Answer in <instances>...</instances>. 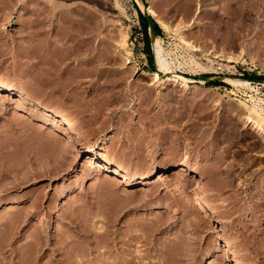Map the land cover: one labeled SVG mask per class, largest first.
Wrapping results in <instances>:
<instances>
[{"label": "rangeland", "instance_id": "obj_1", "mask_svg": "<svg viewBox=\"0 0 264 264\" xmlns=\"http://www.w3.org/2000/svg\"><path fill=\"white\" fill-rule=\"evenodd\" d=\"M150 1L172 27L196 20L183 36L207 68L189 86L152 74L137 0H0V82L13 87L0 89V264H264V132L247 122L264 81L246 78L264 77V0ZM158 24L165 47L189 56ZM107 48L126 65L117 75ZM218 65L259 90L216 78ZM37 102L72 117L81 141ZM90 153L150 182L85 167Z\"/></svg>", "mask_w": 264, "mask_h": 264}, {"label": "bare ground", "instance_id": "obj_2", "mask_svg": "<svg viewBox=\"0 0 264 264\" xmlns=\"http://www.w3.org/2000/svg\"><path fill=\"white\" fill-rule=\"evenodd\" d=\"M150 1V0H149ZM137 2L139 3V5H140V7L142 8V9H144L145 7H147V9H148V12L152 15V17H154L155 19H156V21L158 22V23H160V25L162 26V28L166 31V32H168V33H172V34H176V35H179L178 37H179V39H180V44L189 52V56H186V55H184V54H179V53H177L175 50H173V51H175V52H172V51H170V49L168 50L166 47H165V45H164V42H163V38L161 37V36H156V38H155V40L153 41V44H152V46L155 44V48H156V61H157V65H158V70L157 71H154V72H152V74L154 75V77L155 78H161L162 76H161V74L163 73V75H164V77L166 78V80L167 81H171V82H175V83H177V84H181V86L183 85V86H189L190 85V83L191 82H194L195 81V79L193 78V77H196L195 76V73L194 72H197V69L199 68V69H203V71L207 68L201 61H199L198 59H197V57L195 56V54L198 52V51H200V47H198L196 44H194L193 43V41L192 40H188V39H186V37L185 36H183V34H184V32H186V31H189V30H191V28L194 26V23H195V21L194 20H190L191 22H188V23H184V24H182L181 25V27L179 26V28H175V27H172V26H170V24H168L164 19L165 18H163V15L157 10L158 9V7H157V9H155V7H153V6H147V4H145L144 2H143V0H137ZM150 3H151V1H150ZM254 3V1L252 2V4ZM259 3V2H258ZM246 4V3H245ZM190 5V4H189ZM244 5V4H243ZM248 5V4H247ZM249 6V5H248ZM259 6V5H258ZM232 7V6H231ZM245 7V6H244ZM251 7V6H250ZM256 7V6H255ZM187 10V9H186ZM191 7H188V12H187V15H189L190 16V14H191ZM242 10L243 9H241V12H242ZM202 12V6H200V7H197L196 8V10H195V12L193 13V16L191 17V19L192 18H195L197 15L196 14H200ZM238 12H240V10L238 11ZM249 12V15L252 13V10L251 11H248ZM231 13V12H230ZM196 15V16H195ZM242 17V16H241ZM245 17V16H244ZM243 17V18H244ZM247 17V16H246ZM245 17V18H246ZM251 18V17H250ZM196 19V18H195ZM232 24V23H231ZM234 29V28H233ZM245 29V28H244ZM248 31V30H247ZM252 30L251 29H249V31L246 33L245 31H243V30H231L230 31V33L232 34V35H241L242 33L244 34V35H248V34H251L252 32H251ZM76 32V31H75ZM229 35V34H228ZM88 41H90V42H92L93 43V38L92 37H88V38H86ZM85 42H87V41H85ZM111 43V42H110ZM85 44V43H84ZM87 44H89V43H87ZM109 44V43H108ZM83 45V44H82ZM176 45V44H175ZM48 46V45H47ZM73 46V45H72ZM80 46V45H79ZM88 46V45H87ZM108 46V45H107ZM177 46H178V43H177ZM181 46V47H182ZM76 47V46H75ZM175 48H176V46H174ZM179 47V46H178ZM262 47V46H261ZM263 48V47H262ZM108 49V48H107ZM116 50H117V48H116ZM172 50V49H171ZM105 51V50H104ZM153 52H154V49H153ZM187 52V53H188ZM115 53V52H114ZM114 53L112 52V50L109 48L108 50H106L105 51V54H103L104 55V59L105 60H107L108 62H110V63H113V66L115 65L116 66V64H117V59H118V57L116 56V55H114ZM117 53H120V50H117ZM116 53V54H117ZM184 53V52H183ZM85 54V53H84ZM119 55V54H118ZM120 55H122V57H123V59H125L126 60V62H125V64L126 63H130L131 62V60H130V58L128 57V56H126V54L125 55H123V54H120ZM188 55V54H187ZM121 57V58H122ZM102 58V59H103ZM154 58H155V56H154ZM91 62H94V61H92L91 59H89V58H85L84 59V61H83V63H85L86 65H89ZM102 62V61H101ZM107 62V63H108ZM121 62H122V60H121ZM211 62H213L214 63V61L213 60H211ZM120 63V62H119ZM62 64V63H61ZM96 64V63H95ZM156 64V63H155ZM122 65V64H121ZM80 66V65H79ZM111 67L110 69H111V71L114 73V75H117L119 72H121V71H124L125 69H126V65H122L121 67L120 66H116V67ZM197 68V69H196ZM75 70V69H74ZM79 70V69H78ZM80 71H82V72H84L83 74H85V76L87 77H89V76H92V74L94 73L93 71V68H91L90 66L88 67H86L85 66V69H83V70H80ZM102 71V70H101ZM77 72V71H76ZM81 72V73H82ZM111 73V72H110ZM82 74V75H83ZM96 74V73H95ZM80 75V74H79ZM116 77V76H115ZM221 77V79H223L224 81H226L227 83H229V84H231V85H233V86H237V87H247V88H251V89H253V90H259L258 88H256V86L255 85H253V82H250V81H247V80H242V79H239V78H236V77H233V76H228V75H224V76H220ZM91 78V77H90ZM64 79V78H63ZM92 79V78H91ZM112 79V78H111ZM164 80V79H163ZM72 81V80H71ZM165 81V80H164ZM110 84V83H109ZM13 87H12V85H7V84H4V83H2V82H0V89H3V90H8V89H12ZM15 90V89H14ZM8 92V91H7ZM247 92V91H246ZM18 93V92H17ZM18 94H20V96H21V98L22 97H24V95H26V96H29V95H27L26 94V92L24 91V90H19V93ZM20 98V99H21ZM251 98H252V100H253V112H255L256 113V115L257 116H255V117H252V116H250V115H246L247 116V119H248V121L247 122H249L250 123V125L251 126H253V128H254V130L256 129V130H258V132L260 131H262V132H264V98H263V96L262 97H259L258 99L257 98H255L253 95H251ZM19 99V98H18ZM26 99V98H25ZM23 100V99H22ZM36 102V101H35ZM38 103V104H37ZM36 104L38 105V106H40L42 109H44L43 111L45 112V113H47L48 114V116H53V118L55 117V119H58V122H60L61 124H63V125H65L70 131L68 132V130H67V132L65 131V133H66V135H72V136H74V138L76 139V140H78V142H80L81 141V139H82V133H81V131H80V128L78 127V125H77V123H76V121L72 118V117H70L69 115L67 116L66 114H63L61 111H59V110H57V109H55V108H53V107H49V106H43V104H41L40 102H37ZM105 107V106H104ZM35 108V107H34ZM39 109V108H38ZM40 111V110H39ZM102 112V111H101ZM45 119V118H44ZM47 120V119H46ZM55 121V120H54ZM49 123V122H48ZM51 124V123H50ZM52 124H54V123H52ZM55 126H57V125H55ZM53 127H54V125H53ZM57 128V127H56ZM58 128H60L59 126H58ZM50 129H52V128H50ZM65 130H66V128H64ZM64 129H60V130H63L64 131ZM57 130V129H56ZM63 134H64V132H63ZM58 135V134H57ZM68 135V136H69ZM65 137V136H64ZM62 139H65V138H63V136H62ZM61 139V136H60V139H59V141L60 140H62ZM58 142V141H57ZM61 142H63V141H61ZM60 143V142H59ZM57 144V147H59V146H61V148H60V151H61V149H62V146H63V148H64V145H67L66 143L63 145V143H60V144ZM68 143V142H67ZM50 144V143H49ZM59 145V146H58ZM65 148H66V146H65ZM65 148H64V151H66L65 150ZM73 148V147H72ZM55 149V148H54ZM67 149V148H66ZM71 149V148H70ZM63 150V149H62ZM64 151H62V152H64ZM61 155V154H60ZM60 158H62L61 156H60ZM98 159H101V161L100 162H98L97 160ZM96 161H97V164H96ZM84 165H85V167L86 166H93V165H97V166H99V172H100V170H102L103 172H105V175H107L108 177H123V179H125V180H127V183L129 184V185H143V184H147V183H149L150 181H149V177H147V176H144V177H141V178H138V179H130L129 177H128V173L129 172H127V169H124L121 165H112L111 163H110V161H108L106 158H104V157H99V155L98 154H95V153H90V154H88L87 155V157L85 158V162H84ZM219 165V164H218ZM179 168V167H178ZM177 168V169H178ZM97 169V168H96ZM176 169V168H175ZM164 173L162 174V175H160V178L159 179H165L166 177H168L167 176V173H166V168L164 167ZM171 170V169H170ZM174 171V170H173ZM98 172V173H99ZM95 173V172H94ZM98 173H96V174H98ZM169 173V172H168ZM101 174V173H100ZM93 175V174H92ZM114 177V178H115ZM196 180V179H195ZM219 181V180H218ZM224 181V180H223ZM222 181V182H223ZM222 182H220V183H218V184H220V186L221 185H225V184H223ZM183 183V182H182ZM228 183V182H227ZM106 184V183H105ZM231 184V183H230ZM102 185V184H101ZM185 182H184V184H182L181 186H183L184 188L183 189H185V191L188 189V186L187 187H185ZM228 185V184H227ZM239 185H240V183H239ZM179 186V185H178ZM226 186V185H225ZM182 188V187H181ZM182 189V190H183ZM181 190V191H182ZM184 192V191H183ZM207 198H208V196L206 195V196H204V199L205 200H207ZM203 199V198H202ZM203 199V200H204ZM209 200V199H208ZM205 202V201H204ZM203 206V212L205 213L204 215L207 217V216H212L213 214H211V213H214L215 211V209H213V207H212V205L210 204V202L209 201H207V202H205V204H202ZM208 205V206H207ZM199 208V207H198ZM194 210H195V208H194ZM196 210H197V208H196ZM195 210V212H197L198 213V211H196ZM199 210V209H198ZM194 213V212H193ZM199 213H202V212H199ZM199 213L197 214V216L199 215ZM75 214V213H74ZM196 215V214H195ZM201 215V214H200ZM214 216V215H213ZM197 218V217H196ZM200 218H202V215L200 216ZM202 219H205V218H202ZM201 219V220H202ZM198 220H196V222H197ZM198 223H199V221H198ZM181 235V234H180ZM221 235V234H220ZM224 235V234H223ZM220 238L221 239H223L224 241H225V246H227L229 249H232L233 248V243L226 237V234H225V236H220ZM180 241V240H179ZM182 242V241H181ZM179 244V243H178ZM161 245V244H160ZM180 247V246H179ZM160 249V248H159ZM162 249V248H161ZM167 251V250H166ZM163 252V251H162ZM162 254V253H161ZM164 255V254H163ZM184 255V254H183ZM187 255H189V254H187ZM194 255V254H193ZM161 256V255H160ZM162 257V256H161ZM184 257V256H183ZM187 257V256H186ZM122 258H124V257H122ZM157 258V257H156ZM160 258V257H159ZM196 258V257H195ZM120 259V258H119ZM163 259V258H162ZM155 260V259H154ZM157 260V259H156ZM163 260H165V258L163 259ZM174 260V259H173ZM183 260V259H182ZM69 261V260H68ZM119 262L121 261L122 262V264L124 263V264H130V263H132V258L130 259L129 257H127L126 259H120V260H118ZM147 261V260H146ZM63 262V261H62ZM162 262V264H163V261H161ZM160 261L159 262H157L156 261V263L154 262L153 264H160L161 263ZM165 262V261H164ZM236 262L238 263V264H246L245 262H244V259H241V258H237L236 259ZM176 263V262H175ZM112 264V263H111ZM118 264V263H117ZM164 264H168L167 262L166 263H164Z\"/></svg>", "mask_w": 264, "mask_h": 264}, {"label": "trees", "instance_id": "obj_3", "mask_svg": "<svg viewBox=\"0 0 264 264\" xmlns=\"http://www.w3.org/2000/svg\"><path fill=\"white\" fill-rule=\"evenodd\" d=\"M140 12V16L142 18V22H143V27H144V31H145V37H146V41H145V44H146V48L145 49H149L150 48V45H151V40H150V37H149V33H148V22L144 16V14L142 13L141 10H139ZM155 28H156V31H157V35H160V31H161V27L159 26V24L155 21ZM147 53H149L147 50H146ZM151 58H152V55H151ZM245 75V74H244ZM248 79H264L263 76L261 77H246ZM210 83L212 85H215V86H218V85H221L223 84L222 81H218V80H213V81H210Z\"/></svg>", "mask_w": 264, "mask_h": 264}, {"label": "water", "instance_id": "obj_4", "mask_svg": "<svg viewBox=\"0 0 264 264\" xmlns=\"http://www.w3.org/2000/svg\"><path fill=\"white\" fill-rule=\"evenodd\" d=\"M147 22H148V27H149V37L151 39V44H153V41L155 40L156 36H157V31H156V28H155V19L154 17H152V15L148 12V9L147 7H145L143 10H142ZM153 48V46H152ZM202 78L206 81H210L212 80L211 77L209 76H202ZM216 78L218 79H221L220 76H216ZM258 81H261L263 82L264 79H258Z\"/></svg>", "mask_w": 264, "mask_h": 264}, {"label": "built area", "instance_id": "obj_5", "mask_svg": "<svg viewBox=\"0 0 264 264\" xmlns=\"http://www.w3.org/2000/svg\"><path fill=\"white\" fill-rule=\"evenodd\" d=\"M215 72L217 73V75H221L225 73V67H222L220 65L217 66V69L215 70ZM229 75H231V73H229ZM254 82V81H252Z\"/></svg>", "mask_w": 264, "mask_h": 264}, {"label": "crops", "instance_id": "obj_6", "mask_svg": "<svg viewBox=\"0 0 264 264\" xmlns=\"http://www.w3.org/2000/svg\"><path fill=\"white\" fill-rule=\"evenodd\" d=\"M160 36V35H159Z\"/></svg>", "mask_w": 264, "mask_h": 264}]
</instances>
